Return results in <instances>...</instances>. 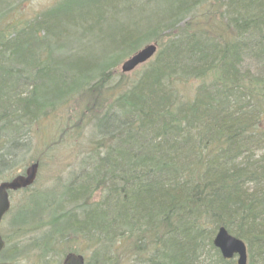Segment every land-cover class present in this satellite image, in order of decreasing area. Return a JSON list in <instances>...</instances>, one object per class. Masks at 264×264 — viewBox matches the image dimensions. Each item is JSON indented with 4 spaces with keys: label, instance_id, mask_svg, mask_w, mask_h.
<instances>
[{
    "label": "trees",
    "instance_id": "1",
    "mask_svg": "<svg viewBox=\"0 0 264 264\" xmlns=\"http://www.w3.org/2000/svg\"><path fill=\"white\" fill-rule=\"evenodd\" d=\"M218 1L202 18L206 0L161 8L155 0H101L64 13L65 0L42 21H4L0 169L12 171L24 119L57 115L75 98L88 101L82 116L92 146L59 192L36 191L12 215L3 261L19 254L62 264L74 254L84 264H195L222 226L245 242L249 264H264V0ZM90 32L115 37L120 51L107 65L87 60L82 45L56 59L50 43L88 41ZM151 37L158 49L147 66L134 79L115 76L116 63ZM255 151L262 154L251 160ZM215 255L217 264H234Z\"/></svg>",
    "mask_w": 264,
    "mask_h": 264
},
{
    "label": "rangeland",
    "instance_id": "2",
    "mask_svg": "<svg viewBox=\"0 0 264 264\" xmlns=\"http://www.w3.org/2000/svg\"><path fill=\"white\" fill-rule=\"evenodd\" d=\"M64 1L65 0H0V27L3 24L9 23L11 25L16 24V26H21L26 22H32L37 19L42 21L45 19L43 18L45 13H47L58 2ZM98 1L101 0H66L65 7L62 9V11H64V13H68L69 11L85 13L87 7H91L90 5H92L93 2ZM161 1V6L165 7L166 0ZM221 1L223 0L218 2ZM155 2L158 3L156 0ZM211 3H213V0H206V2H204V9L201 12L200 18L207 16L206 11L212 7L209 6ZM160 4L158 6L159 8H161ZM149 5L152 9L159 10L154 8L152 4ZM200 7L201 5L199 8ZM194 13L196 14L197 10H194ZM151 16L152 18L149 16L151 19L155 18V20L158 21V17H154V15ZM4 21H8L9 23H4ZM58 24L63 26L67 25L66 23L59 20ZM140 27L141 26H139V28ZM145 28V26L141 27L138 32H142ZM86 35L88 36V41L66 36L62 37V39H58L59 41L56 43H50L53 47L56 59L61 61L66 56L76 54V51H79L77 49L80 48L74 45H82L84 54L87 55H85L87 60L91 59V62L94 63L95 61L99 63L103 61L104 64L107 65L110 61L108 58L120 51V47L116 49L115 37L109 38L108 34L105 32L102 34L90 32ZM153 40L154 37H151V41L142 42L139 48L147 43H152ZM115 49L116 51L111 54V52H113ZM126 52L127 49L125 53ZM128 56L121 59L119 64L116 63L117 67L114 69L116 73L115 76L120 73L126 77L134 79L136 73L141 71L147 66L148 62H150L148 61L145 64L138 66L131 72L121 73L119 67ZM209 76L210 75H208V77ZM199 83L200 81L195 79L189 83L188 90L186 93H184L187 98L194 95V89ZM87 102L86 98L85 100H78L75 98L73 103L64 105L59 110L57 115H47L31 122L28 119L23 120V123L26 127L21 130L19 140L20 143H22V148L19 149V151H15V156L13 155L14 158L12 157L13 160L10 161L12 171H10L9 168H6L5 170L0 169V181H6L12 176L21 174L27 167H29L31 164H34V162H37V168L33 172V178L31 181V186L33 188L27 191V193L26 190L22 191V193L18 190L10 194V210L4 218L0 228V233L3 235V237H5V234H9L11 232V224L9 223L12 215L19 208L20 204L22 203L24 205L26 202L28 203L30 201L29 197L36 191L42 192L43 190H55L59 192L60 185H62L68 178L69 172L76 170L75 162L78 160L80 155L92 146L91 138L89 137L92 130L89 120H87L88 113L85 111ZM83 114L87 117L82 116ZM259 123V126L264 127V114L262 115ZM4 145V148L9 146L7 141L4 142ZM261 154V151H255V153L252 154L251 160L257 159ZM236 163L240 164L241 166L244 165L245 156L243 155L239 157L236 160ZM244 185L248 188V191L253 188L250 182H245ZM44 196V194H40L39 198H43ZM38 201L39 199L35 198L34 202ZM23 213L24 212H21V214ZM18 251L20 252L19 248ZM10 252L9 246H7L6 254H9ZM30 255L32 258L37 259L35 254L30 253ZM55 256L57 258L59 257V254ZM216 259L217 257L210 249V246L205 244L202 247L199 261L201 263H213L216 261ZM0 260H2L1 257ZM231 261L234 262L233 259ZM10 262L12 264H34L31 262V260L19 256V254L15 260H10ZM200 262H197V264ZM247 264H249L248 255ZM251 264H258L255 260V257L251 260Z\"/></svg>",
    "mask_w": 264,
    "mask_h": 264
},
{
    "label": "water",
    "instance_id": "3",
    "mask_svg": "<svg viewBox=\"0 0 264 264\" xmlns=\"http://www.w3.org/2000/svg\"><path fill=\"white\" fill-rule=\"evenodd\" d=\"M155 51L156 47L154 45H146L141 50L132 55L128 60L122 63L120 67L121 71L124 73L132 71L136 66L144 63L150 57H152ZM36 167V164L31 165L27 170V177L25 178L17 177L11 183L0 184V219L8 208L7 195L5 190L14 189L30 184L33 178V172L35 171ZM213 243L217 248H219L223 258H231L235 253L238 255L236 264H245L246 252L243 242L240 239L229 235L223 227L219 229ZM2 246L3 242L0 237V249L2 248ZM63 264H82V258L75 255H69L66 257Z\"/></svg>",
    "mask_w": 264,
    "mask_h": 264
},
{
    "label": "bare ground",
    "instance_id": "4",
    "mask_svg": "<svg viewBox=\"0 0 264 264\" xmlns=\"http://www.w3.org/2000/svg\"><path fill=\"white\" fill-rule=\"evenodd\" d=\"M221 227H222V226H219V227L216 229V231L213 233V235L211 236V239H210L209 241H207V242L204 243V244H208V242H210V244L212 245L213 249H214L215 251H217L219 255H221V252H220L219 248H217V247L214 245L213 241H214V238H215L216 234L218 233V231H219V229H220ZM208 245H209V244H208ZM214 250H212V251L214 252V255H215V251H214ZM215 256H216V255H215ZM198 262H200V261H198ZM195 264H197V262H196ZM198 264H217V262H216V261L213 262V263H207V262H205V263H201V262H200V263H198Z\"/></svg>",
    "mask_w": 264,
    "mask_h": 264
}]
</instances>
